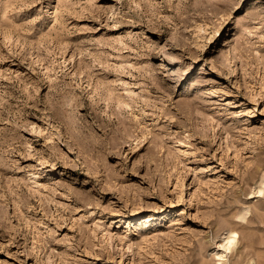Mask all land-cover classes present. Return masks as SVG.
I'll return each mask as SVG.
<instances>
[{"label": "rangeland", "instance_id": "rangeland-1", "mask_svg": "<svg viewBox=\"0 0 264 264\" xmlns=\"http://www.w3.org/2000/svg\"><path fill=\"white\" fill-rule=\"evenodd\" d=\"M261 193L264 0H0V264H264Z\"/></svg>", "mask_w": 264, "mask_h": 264}, {"label": "bare ground", "instance_id": "bare-ground-1", "mask_svg": "<svg viewBox=\"0 0 264 264\" xmlns=\"http://www.w3.org/2000/svg\"><path fill=\"white\" fill-rule=\"evenodd\" d=\"M208 92V91H207ZM238 235L237 232L235 230L230 231V235L228 236V241L227 243L224 245L226 249H232L237 243H238V239H237Z\"/></svg>", "mask_w": 264, "mask_h": 264}, {"label": "snow or ice", "instance_id": "snow-or-ice-1", "mask_svg": "<svg viewBox=\"0 0 264 264\" xmlns=\"http://www.w3.org/2000/svg\"><path fill=\"white\" fill-rule=\"evenodd\" d=\"M262 195H264V193H261Z\"/></svg>", "mask_w": 264, "mask_h": 264}]
</instances>
